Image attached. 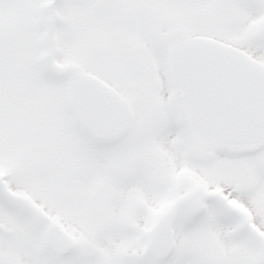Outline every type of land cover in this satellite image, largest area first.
<instances>
[{
  "label": "snow or ice",
  "instance_id": "obj_1",
  "mask_svg": "<svg viewBox=\"0 0 264 264\" xmlns=\"http://www.w3.org/2000/svg\"><path fill=\"white\" fill-rule=\"evenodd\" d=\"M0 264H264V0H0Z\"/></svg>",
  "mask_w": 264,
  "mask_h": 264
}]
</instances>
